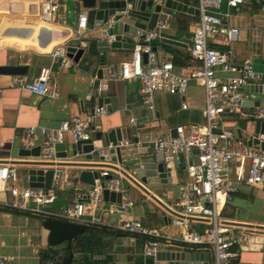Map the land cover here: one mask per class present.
I'll return each mask as SVG.
<instances>
[{
  "label": "crops",
  "instance_id": "crops-1",
  "mask_svg": "<svg viewBox=\"0 0 264 264\" xmlns=\"http://www.w3.org/2000/svg\"><path fill=\"white\" fill-rule=\"evenodd\" d=\"M177 1L198 6V0ZM225 1L223 0L218 17L222 25L237 28L236 38L230 40L227 34L217 33L208 37V43L216 49H231L232 59L236 64L250 59L262 77L264 0H244L237 7L227 6ZM39 3L40 0H0V66L24 65L27 72L20 75H27L29 78H34L42 67L50 66L49 85L51 88L55 87L56 91L52 96H40L19 86L10 85L15 75L0 73V162H9L16 166L20 186H28L27 173L23 169L30 167L28 161L36 159L31 155L21 154V151H28L31 147L40 145V128H54L64 119L85 114L92 105L98 104L99 98H107L108 101L103 103L107 114L95 119L94 132L126 127L127 137L122 141H128L129 145L125 148V153L136 162L153 160L156 153L151 149V140L157 135L172 136L175 125L203 121L201 109L204 106V90L199 84L191 81L182 96L156 91L153 94L154 108H147L142 100L138 80L108 77L110 72H119L122 62L131 59L132 49L111 48L109 51H98L96 42L101 29L90 23H87L86 31L78 36V16L87 12L80 0H59L58 11L51 20L40 18ZM196 25V16L179 12L172 16L162 31L163 38L154 42L159 59L168 56L172 59V53L166 48L179 52L183 62V65L175 66V71L179 74H187L195 66L189 46ZM69 45L83 47L84 52L78 62L71 59V65L64 69L60 66V57L54 56L53 53L59 47L66 50ZM186 56L189 59H186ZM91 79L94 80L93 84ZM104 82L107 87L99 90L98 86ZM243 92L245 98L242 101V113H225L222 120L225 127L234 131L237 139L247 141L250 134H254L255 123L259 120L254 114L258 107L264 106V95ZM88 94L90 98L86 97ZM256 102L259 104L255 105ZM183 103L186 108L182 107ZM130 118H134V121H130ZM30 126L35 128V138L32 141L27 137V129ZM66 143L70 144L69 140H66ZM100 152L106 154L107 151ZM112 156L108 153V159L105 161L107 165H98L101 162H98L96 157L87 160L83 154L68 155L66 160H70L69 162L87 161L96 163L97 167H79L74 164L62 166V174L67 175L68 179L62 188L58 182L54 196L49 198L42 208L63 212L77 201L80 195L81 201L87 203V213L93 214V207L88 203L86 195L92 186L75 182L74 177L79 170L85 168L97 169L100 172L107 170L113 177L129 172L126 164L113 162ZM40 157L41 148L37 158ZM189 160L184 154L177 156L170 168L168 181L160 183L156 189H151V193L159 199L162 207L155 203L156 200L132 186L127 197L134 200L135 204L128 208L122 217L136 218L166 234H179V229L170 224L171 215L166 208L172 206L181 193V187L188 181L185 164ZM123 184L127 185L126 181H123ZM6 197V193L0 192V200ZM159 201L157 202L160 203ZM243 207L250 209L251 215L236 217L237 210ZM252 212H255V215H252ZM94 214L97 216L98 212L95 211ZM221 217L232 223L235 231H244L247 234L252 231L264 236V228L254 230L245 225L264 226V186L238 184V190L232 199L223 204ZM102 218L108 223L117 220V216L112 214H103ZM192 226L196 230H202L204 227L199 222H192ZM93 234L101 245L97 243L98 245L89 249L86 254L74 245L71 264L85 256L90 264H144L143 239L139 236L109 227L94 228ZM47 235L48 230L43 227V220L39 215L0 207V255L11 256V264H50L53 256L62 263L63 256L67 254L65 245L56 250L48 244ZM238 247L239 257L230 264H264V239L260 249L243 250ZM160 251L202 252L196 246L167 243L160 244ZM185 261L194 264L191 259ZM203 261L204 259L199 260L197 262L200 263L197 264H202ZM155 264H162V261H156ZM208 264H212L210 254Z\"/></svg>",
  "mask_w": 264,
  "mask_h": 264
},
{
  "label": "built area",
  "instance_id": "built-area-1",
  "mask_svg": "<svg viewBox=\"0 0 264 264\" xmlns=\"http://www.w3.org/2000/svg\"><path fill=\"white\" fill-rule=\"evenodd\" d=\"M244 0H226L230 7H237ZM40 18L51 20L59 8V0H40ZM223 0H198V20L192 34L189 53L195 66L187 74H179L170 56L159 59L154 42L163 38L162 31L169 24L172 14L161 12L153 29L149 30L143 39L135 43L131 59L121 63L119 72H110L112 78L138 80L142 100L147 108L153 109V94L165 91L170 94L184 95L191 81L199 84L204 90V106L201 109L203 121L200 123H185L175 125L176 136L160 134L151 140L154 153L162 152L164 164L171 168L177 156L184 154L190 160L185 164L188 181L181 187L179 197L166 210L170 213V224L179 229V234H166L156 227L143 224L136 218H123L124 212L134 206V200L127 197L129 188L123 181L139 189L124 175L111 177L104 186L93 185L87 192L93 214L87 213V203L77 201L63 212H52L42 208V205L54 196L55 189L45 187L20 186L17 168L9 162H0V192L8 197L0 200V207L12 210L46 215L51 218L76 222L86 226H99L117 229L134 236H144L142 252L145 257L160 252V244L189 245L199 247L202 252H208L212 264H230L239 257L240 246L247 242V233L235 231L229 221L221 217V209L226 201L232 199L238 190V184L247 186H264V143L248 144L247 141L235 137L234 131L224 126L222 117L225 113H242V101L245 94L241 91L252 83H260L258 73L250 59L242 64H236L232 59L231 49H216L209 45L208 37L217 33H225L229 39H235L236 27H226L220 23L217 15ZM162 15V16H161ZM87 16L82 12L78 16L77 35L87 29ZM146 60H143V55ZM54 56L60 57V66L68 68L72 61L66 55L64 48H56ZM51 67H42L34 78L27 75H15L10 85L19 86L40 96L56 94L55 87L50 83ZM91 84L94 80H90ZM107 84L101 83L98 89H105ZM90 98L88 94L86 96ZM186 108V104H182ZM107 114L104 105H92L85 114H77L62 120L57 127H41V159L46 161L59 160L56 157V145L69 140L70 143L86 141L95 130L94 121L97 117ZM254 116L264 121V106L257 108ZM134 121V118H130ZM30 141L35 138V128L27 129ZM117 145L127 148L128 141H120ZM108 159L107 155L100 152ZM103 170L101 175H107ZM58 185V184H57ZM121 193L119 202L105 201L103 188ZM140 190V189H139ZM144 194V191L141 190ZM149 198L152 199L148 194ZM154 200V199H153ZM155 201V200H154ZM155 203L162 207L161 202ZM161 204V205H160ZM97 211L96 216L94 212ZM103 214L117 216L114 223H108ZM192 222L204 225L202 230H196ZM50 261L52 264L55 260ZM11 256L0 255V264H11ZM162 264H169L162 261Z\"/></svg>",
  "mask_w": 264,
  "mask_h": 264
},
{
  "label": "water",
  "instance_id": "water-1",
  "mask_svg": "<svg viewBox=\"0 0 264 264\" xmlns=\"http://www.w3.org/2000/svg\"><path fill=\"white\" fill-rule=\"evenodd\" d=\"M83 8L86 9L87 23L93 24L95 28H100L98 34L99 39L96 42L97 50L100 52L109 51L111 48H129L133 49L135 43L141 41L145 34L153 29L160 16V13L167 12L172 15L187 13L196 16L198 20L199 10L197 7L177 0H80ZM208 13L220 16L217 12L209 11ZM20 31V30H19ZM84 52V48L78 45H69L66 47V55L74 62H78ZM146 60V55H143ZM27 72L24 65H2L0 73L20 75ZM107 70L105 71L106 74ZM100 76V72H98ZM262 82L259 84H249L241 88V91L257 93L264 95V73ZM107 98H99L98 105L106 103ZM246 102H243L245 104ZM250 103V102H248ZM256 102L255 105H258ZM172 136H176L175 128ZM126 127H114L107 131L92 132L91 138L86 141H78L76 143L57 144L56 157L62 158L59 162L46 161L37 158L40 155V145L31 147L28 151L23 150L21 154L31 155L36 159L28 161L29 168L23 169L27 173L28 186L45 187V188H62L68 179L67 175L62 174V166L74 164L79 167H97L96 163L69 162L66 160L69 156H77L83 154L87 160L98 158V165H107L104 162V155L100 154V150H106L112 156L113 162L126 164L129 172H123V175L146 194L152 196L156 201L159 199L151 193V189L158 188L159 184L166 183L169 178L170 168L163 162L162 152L156 153L152 161L136 162L134 158L125 153V148L117 145L118 142L126 139ZM248 144L263 147L264 143V121L258 120L255 123L254 134H250L247 139ZM65 159V160H64ZM104 163V164H103ZM92 165V166H91ZM112 176L110 174L101 175L97 169H81L75 175V182L85 185H101L104 186L106 181ZM147 186V187H146ZM130 189L131 184L127 183ZM102 195L105 201L119 202L121 193L116 190L103 188ZM79 200V199H78ZM160 202V201H159ZM236 223V222H235ZM254 230H261L264 226L245 224ZM43 227L48 230L47 242L50 246L64 244L68 249V253L63 256L62 264H71L73 260V240L75 237L83 233L86 229L84 224L59 220L48 217L43 220ZM264 236L249 232L247 234V242L240 245L243 250L250 248L260 249ZM157 261H168L169 264H188L185 260H193L194 264L200 263L199 260L204 259L202 264H208V252H182L167 251L157 252L155 255ZM196 261V262H195ZM144 264H154V258L147 256Z\"/></svg>",
  "mask_w": 264,
  "mask_h": 264
},
{
  "label": "trees",
  "instance_id": "trees-1",
  "mask_svg": "<svg viewBox=\"0 0 264 264\" xmlns=\"http://www.w3.org/2000/svg\"><path fill=\"white\" fill-rule=\"evenodd\" d=\"M166 50L170 53H172V62L174 64V66L177 65H183V62L181 61V55L179 56V52L176 51L173 48H166ZM186 59H189L188 56H186ZM41 220H45L46 218H48V216L46 215H39ZM94 228H99V229H103L104 227H99V226H87L85 231L79 235H77L75 237V239L73 240V243L75 245V248H81L83 250V254H86V252L92 248V245L90 246L91 240H96V237H94L93 234V229ZM141 239H143L144 241V236H139ZM97 241V240H96ZM64 250L66 251V253H68V249L66 247H64ZM62 264L61 261L54 260V264ZM72 264H90V262L87 260V256L83 257L82 259H79L77 261H75Z\"/></svg>",
  "mask_w": 264,
  "mask_h": 264
},
{
  "label": "rangeland",
  "instance_id": "rangeland-1",
  "mask_svg": "<svg viewBox=\"0 0 264 264\" xmlns=\"http://www.w3.org/2000/svg\"><path fill=\"white\" fill-rule=\"evenodd\" d=\"M237 216L236 217H245V215H251V211H250V209H248V208H245V207H243V208H240V209H238L237 210ZM252 215H255V212H252ZM99 244V245H101L100 244V242L97 240H91V243H90V246L92 245V247H94L96 244ZM97 244V245H98ZM62 245L63 244H59V245H57V246H54V248L56 249V250H60L61 249V247H62ZM53 247V246H52Z\"/></svg>",
  "mask_w": 264,
  "mask_h": 264
}]
</instances>
